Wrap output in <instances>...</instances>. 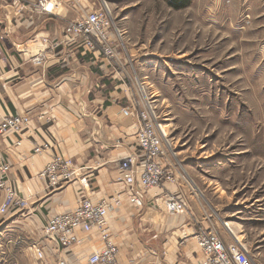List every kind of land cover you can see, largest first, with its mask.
<instances>
[{
  "label": "crops",
  "instance_id": "crops-1",
  "mask_svg": "<svg viewBox=\"0 0 264 264\" xmlns=\"http://www.w3.org/2000/svg\"><path fill=\"white\" fill-rule=\"evenodd\" d=\"M87 1L50 0L48 14L17 13L8 1L0 2V120L8 115L30 118L20 147L12 146L18 137L0 135V162L9 165V183L28 202L25 209L2 218L0 241L16 253L25 248L22 256L14 257L16 264H87L101 246L97 230L78 231L79 242L62 250L43 228L52 215L75 209L82 197L95 202L116 199L107 230L118 250L117 264H201L195 236L209 229L217 216L207 201L187 189V180L179 189L169 184L136 188L140 208L129 203L132 193L118 180L120 161L135 147L138 117L132 91L103 59L73 46L49 51L42 44L43 39L51 43L60 38L68 20L81 15L80 7L94 8ZM224 1L219 2L233 15L234 34L245 37L242 42L250 46L248 53L259 66L264 58V0ZM27 45L29 52H23ZM44 49L49 51L45 65L33 66L30 57ZM43 144L49 145L46 151L32 152ZM54 155L71 159L76 177L51 190L38 173ZM164 193L181 194L186 212L168 215L155 203ZM226 230L224 242L238 240L231 227ZM33 244L43 250V260L31 252Z\"/></svg>",
  "mask_w": 264,
  "mask_h": 264
},
{
  "label": "rangeland",
  "instance_id": "rangeland-1",
  "mask_svg": "<svg viewBox=\"0 0 264 264\" xmlns=\"http://www.w3.org/2000/svg\"><path fill=\"white\" fill-rule=\"evenodd\" d=\"M219 1L181 0L178 10L171 0L87 2L107 7L112 37L122 34L114 43L124 66L109 69L134 98L141 81L153 96L164 161L184 178L176 187L187 180L215 211L209 229L225 238L228 225L264 264V58L254 64ZM6 247L0 241V264H16L25 248Z\"/></svg>",
  "mask_w": 264,
  "mask_h": 264
},
{
  "label": "built area",
  "instance_id": "built-area-1",
  "mask_svg": "<svg viewBox=\"0 0 264 264\" xmlns=\"http://www.w3.org/2000/svg\"><path fill=\"white\" fill-rule=\"evenodd\" d=\"M4 1H8L17 13L27 11L48 14L50 11V0H0V2ZM80 8L81 15L64 26L60 38L51 43L48 39H43L42 44H47L49 51H56L63 45L73 46L85 55L103 59L110 67H123L125 61L114 43V39H120L122 34L114 29L116 37H112V22L107 7L102 5L91 9ZM33 42L37 40L33 39ZM29 48L27 45L23 52H29ZM49 51L44 49L32 55L30 57L32 65L43 67L48 59ZM144 90L145 83L137 82L136 98H134V107L138 117L135 147L118 165V180L124 182L132 193L128 200L129 203L138 208L142 207L143 203L134 194L136 188L149 190L161 188L166 184L178 186L180 183V174L169 161L168 165L164 161L165 136H162L164 132L158 125L159 118L155 114L153 96ZM29 123L30 118L26 115L5 116L0 120V135L12 134L18 137L12 145L18 148L21 146L20 137ZM48 148L49 145L43 144L35 146L32 152L40 154ZM9 172V165L0 162V192L2 193L0 218L21 211L28 205L27 200L19 197L9 183ZM38 177L45 182L47 189L53 190L72 182L76 173L71 159L54 155L38 173ZM181 178L184 179L182 176ZM156 202L160 203L168 215H181L187 209L185 199L179 193H164L156 199ZM117 205L116 199L95 202L82 197L75 209L52 215L43 228L44 234L60 249L66 250L79 242L76 235L78 231L87 234L92 230H97L100 234L101 246L89 255L87 264H117L118 250L107 230L108 216ZM225 227L230 231L228 226ZM195 238L203 255L201 264H253L246 247L239 240L234 239L226 243L213 228L200 231ZM30 250L37 260L44 259L43 250L37 244L31 245Z\"/></svg>",
  "mask_w": 264,
  "mask_h": 264
},
{
  "label": "trees",
  "instance_id": "trees-1",
  "mask_svg": "<svg viewBox=\"0 0 264 264\" xmlns=\"http://www.w3.org/2000/svg\"><path fill=\"white\" fill-rule=\"evenodd\" d=\"M172 3H170L171 7L178 10L182 7H184V3L181 2V0H171Z\"/></svg>",
  "mask_w": 264,
  "mask_h": 264
},
{
  "label": "bare ground",
  "instance_id": "bare-ground-1",
  "mask_svg": "<svg viewBox=\"0 0 264 264\" xmlns=\"http://www.w3.org/2000/svg\"><path fill=\"white\" fill-rule=\"evenodd\" d=\"M225 226H228V225L225 224ZM228 228H229V227H228Z\"/></svg>",
  "mask_w": 264,
  "mask_h": 264
}]
</instances>
